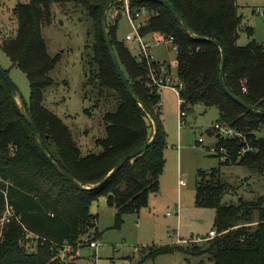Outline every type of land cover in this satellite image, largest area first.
<instances>
[{"label":"trees","instance_id":"1","mask_svg":"<svg viewBox=\"0 0 264 264\" xmlns=\"http://www.w3.org/2000/svg\"><path fill=\"white\" fill-rule=\"evenodd\" d=\"M114 1L28 0L13 10L17 24L14 36H3L0 28V47L30 83V101L24 102V108L35 127L34 133L0 72V223L7 207L14 213L4 230L0 229V264H74L62 261L57 254L66 247L79 249L84 238L98 235V219L90 212L93 202L105 196L108 205L116 210V227H120L125 215L139 213L148 207L150 194L160 192L167 142L160 89L152 81L151 72L159 77L161 67L156 61L151 64L139 61L119 39L125 2ZM128 3L133 12L142 9L149 12V19L141 29L147 41L157 36L176 48V79L183 85L180 99L184 101V117L199 104L216 108L220 113L217 124H224L249 139L252 150L241 154L245 148L240 138L223 139L215 135L213 128L209 129L207 134L216 136L220 165L233 163L264 174V45L254 39L244 47L238 45L243 17L237 0H129ZM167 3L174 6L178 16L166 7ZM54 4L81 7L91 20L89 83L96 85L99 95L114 105V111L104 116L105 137L96 142L101 147L99 153L83 155L71 129L43 106L44 93L54 84L50 73L59 60L48 54L42 36L43 27L53 21ZM106 9L109 37L120 67L135 98L157 126L155 141L135 156L152 140L154 125L128 92L114 66L102 27ZM113 10L116 17L111 21ZM246 31L253 37L251 28ZM211 40L218 41L225 50L227 89L250 108L224 92L220 81L222 51ZM164 68L165 75L170 76L172 66ZM0 69L8 77L7 71ZM38 137L51 160L68 178L43 154ZM126 157L129 160L98 186ZM220 174V168L199 171L196 198L200 207L215 210L214 230L218 236L202 245L196 243L192 249L181 245L152 248L142 262L182 252L189 257L208 256L215 264H264V197L224 203L229 186L221 182Z\"/></svg>","mask_w":264,"mask_h":264},{"label":"rangeland","instance_id":"2","mask_svg":"<svg viewBox=\"0 0 264 264\" xmlns=\"http://www.w3.org/2000/svg\"><path fill=\"white\" fill-rule=\"evenodd\" d=\"M25 3L28 0H0V28L3 36H14L17 24L13 10L18 4ZM237 4L239 14L243 17V30L238 45L244 47L252 39L264 45V0H237ZM52 9L53 21L43 27L42 36L48 54L53 58L59 57V60L50 73L54 84L45 91L43 106L71 129L83 155L99 153L101 147L96 142L105 137L104 116L114 111V105L110 99L99 95L96 85L89 83L91 20L81 7L54 4ZM258 10L261 12L257 13ZM115 17L113 10L111 21ZM248 27L251 28L253 37L246 31ZM132 33L123 16L119 22L118 37L129 46L134 55H138V49L126 41V36ZM150 40L154 41L151 42L152 55L161 67V77L165 75L164 67L170 64L174 67L170 77L172 82H176L177 53L174 45L172 42L163 44L157 36ZM0 67L7 71L18 91L19 106L23 107L24 102L29 103L31 89L27 76L21 69L13 66L1 47ZM160 99L163 106L161 119L163 118L167 142L166 163L159 184L160 193L150 194L148 207L139 213L125 215L120 227H116L115 208L108 205L105 196L101 197L90 207L91 214L98 219V235L90 239L98 242L99 247L91 249L84 238L83 247L76 250L66 247L57 257H62L67 262L83 264L91 263L92 259L96 260V264H187V261L191 264H215L208 256L189 257L182 252L142 261L152 248L181 245L192 249L197 244H205V239L214 230L215 210L196 204L199 171L220 168V180L229 186V194L225 196L224 203L237 204L240 198L256 200L264 197V174L233 163L220 165V159L212 152L216 136H209L207 131L216 125L220 116L218 109L206 108L201 104L193 107L187 117L183 118L185 125L182 126L183 137L179 143V99L169 88L162 89ZM243 140L241 139L244 148H250L249 139L243 137ZM181 181L185 185L181 186ZM4 228L5 225L0 223L1 232ZM178 239L187 240V243L177 244ZM200 240L203 241L199 242ZM28 245L35 249L31 243Z\"/></svg>","mask_w":264,"mask_h":264},{"label":"built area","instance_id":"3","mask_svg":"<svg viewBox=\"0 0 264 264\" xmlns=\"http://www.w3.org/2000/svg\"><path fill=\"white\" fill-rule=\"evenodd\" d=\"M123 1L125 2V17H126L128 23H129V25L133 31L132 34H128L126 36V41L132 43V45L138 49L139 53H138V55H135V56L139 59V61L146 60L148 62V64H151L155 61L154 57L152 55L153 45L151 44V42L147 41L141 34V29L143 28V26L145 25V23L149 19V16H150L149 12L146 9H142L141 11L133 12V11H131L129 3H128L129 0H123ZM258 11L259 12H257V13L261 12L260 10H258ZM165 43H167V42H165ZM165 43H163V44H165ZM175 50H176V48H175ZM160 72H161V70H160ZM165 73H166V70H165ZM151 77H152V81L154 82V84L156 86H158L160 90L163 88H169L172 91H174L175 94L178 96V98L180 100V125L182 127L183 125H185L184 122L182 121V117L185 116V112H184V110H182V105L184 104V101L180 99V91L183 89V85L179 84L178 80L176 78H175L176 82H172V80H171L172 78L170 76L163 75L161 77V74H160V76L158 77L157 74L154 73L153 71L151 72ZM213 129L215 131V135L219 136L220 138H223V139L236 137V138H241L243 140V137L245 138V136H243L240 133L235 132L234 130L230 129L229 127H227L224 124H217L216 123V125L213 127ZM200 143H202V140ZM249 147H250V145H249ZM251 150H252L251 148H245L242 150L241 154H244L245 152L251 151ZM212 152L216 154L217 153L216 148H213ZM223 159H225V157ZM180 185L183 186V185H185V183L181 181ZM13 216H14V213H13L12 209L10 207H7L3 217L1 219V223L3 225L9 223ZM217 236H218L217 232L215 230H212L209 233V237L205 240L213 239ZM85 241L87 242L88 246L91 249H97L99 247L98 242L92 241V239H90L89 237H86ZM201 241H203V240H200L199 242H201ZM196 242H198V241H196ZM178 243L179 244L187 243V241L183 242V241L178 240ZM51 250H53V249H51ZM61 259H62V261L66 260V259H63L62 257H61ZM95 261L96 260L92 259L91 263H88V264H96ZM74 264H83V263L74 262Z\"/></svg>","mask_w":264,"mask_h":264},{"label":"water","instance_id":"4","mask_svg":"<svg viewBox=\"0 0 264 264\" xmlns=\"http://www.w3.org/2000/svg\"><path fill=\"white\" fill-rule=\"evenodd\" d=\"M119 1H122V0H115L114 3L116 2H119ZM166 7L175 15V16H178V13L176 11V9L174 8V6L172 4H165ZM107 13H108V9H106L104 12H103V17H102V27H103V33H104V37H105V40H106V44H107V47L109 49V52H110V56L112 58V61L114 63V66L116 67L117 69V72L123 82V84L125 85V87L127 88L128 92L132 95V97L135 99V101L138 102V100L135 98L132 90L130 89L129 85H128V82H127V79L125 78L124 76V73L120 67V64H119V61L117 59V56L115 54V51L113 49V45L111 43V40H110V37H109V32H108V24H107ZM195 39H199L197 37L194 36ZM206 40V39H204ZM211 43H213L214 45L218 46L221 51H222V65H221V71H220V81H221V85H222V88L224 90V92L231 98L233 99L234 101H236L237 103H239L240 105H242L243 107L245 108H250L248 104H246L244 101H242L241 99L237 98L235 95H233L226 87L225 85V82H224V74H225V67H226V54H225V50L224 48L222 47V45L216 41V40H211L210 41ZM0 72L2 73L3 77L5 78L6 82L8 83L9 85V88H10V91L12 93V97L13 99L15 100L16 104L18 105L19 107V110L20 112L22 113V115L27 119L29 125L31 126V128L33 129L34 133H35V127H34V124L33 122L31 121V119L29 118V116L27 115L26 111H25V108L24 106L21 107L19 106L18 102H17V97H18V92L16 90V88L14 87L13 83L10 81V79L6 76V74L0 69ZM139 105L143 108V110L147 113L148 117L151 119L153 125H154V136L152 138V140L145 146H143L142 148H140L133 156L135 155H138V154H141L142 152H144L148 147L151 146V144L155 141L156 139V136H157V126H156V122L155 120L153 119V117L151 116V114L146 110V108L140 103L138 102ZM38 143L40 145V148L43 152V154L47 157V159L51 162V164L65 177L68 178L67 174L61 170L57 164L51 160L50 156L46 153V150L43 146V143H42V140L38 137ZM129 160V157H126L124 159H122L116 166L115 168L113 169V171L110 173V175L104 180L102 181L98 186H102L113 174H115L127 161Z\"/></svg>","mask_w":264,"mask_h":264},{"label":"crops","instance_id":"5","mask_svg":"<svg viewBox=\"0 0 264 264\" xmlns=\"http://www.w3.org/2000/svg\"><path fill=\"white\" fill-rule=\"evenodd\" d=\"M149 42H154V41L149 40ZM171 66H172V65H171ZM173 68H174V67L172 66V69H173ZM163 89H164V88H163ZM161 91H162V89L160 90V92H161ZM176 96H177V95H176ZM177 97H178V96H177ZM178 99H179V98H178ZM178 103H179V106H180V100H179ZM161 106H162V104L160 105V111H162V110H161ZM162 107H163V106H162ZM162 119H163V118H162ZM183 130H184L183 127H181V126H180V123H178V137H179V143H180V141H182ZM159 193H160V192H159ZM157 194H158V193H157ZM178 240H179V241H183V242H184V241H187V240H182V239H178ZM178 240H177V242H176L177 244H179V243H178Z\"/></svg>","mask_w":264,"mask_h":264}]
</instances>
